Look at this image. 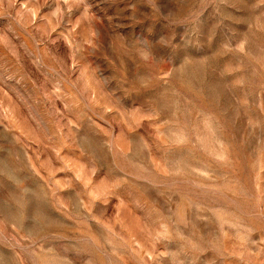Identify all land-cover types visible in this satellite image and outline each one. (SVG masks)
<instances>
[{"label":"rangeland","instance_id":"obj_1","mask_svg":"<svg viewBox=\"0 0 264 264\" xmlns=\"http://www.w3.org/2000/svg\"><path fill=\"white\" fill-rule=\"evenodd\" d=\"M0 264H264V0H0Z\"/></svg>","mask_w":264,"mask_h":264}]
</instances>
